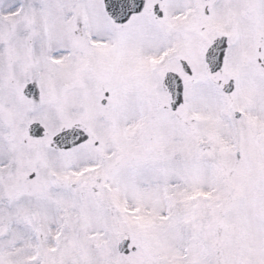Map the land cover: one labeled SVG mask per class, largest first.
<instances>
[{
    "label": "snow or ice",
    "instance_id": "1",
    "mask_svg": "<svg viewBox=\"0 0 264 264\" xmlns=\"http://www.w3.org/2000/svg\"><path fill=\"white\" fill-rule=\"evenodd\" d=\"M0 264H264V0H0Z\"/></svg>",
    "mask_w": 264,
    "mask_h": 264
}]
</instances>
